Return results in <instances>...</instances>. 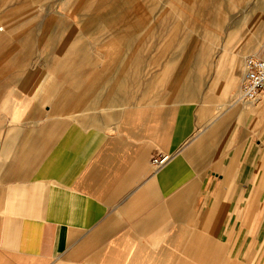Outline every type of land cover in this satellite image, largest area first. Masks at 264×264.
I'll list each match as a JSON object with an SVG mask.
<instances>
[{"label":"crops","instance_id":"1","mask_svg":"<svg viewBox=\"0 0 264 264\" xmlns=\"http://www.w3.org/2000/svg\"><path fill=\"white\" fill-rule=\"evenodd\" d=\"M6 9L0 264H264V94L240 98L243 72L178 101L131 84L108 39Z\"/></svg>","mask_w":264,"mask_h":264},{"label":"rangeland","instance_id":"2","mask_svg":"<svg viewBox=\"0 0 264 264\" xmlns=\"http://www.w3.org/2000/svg\"><path fill=\"white\" fill-rule=\"evenodd\" d=\"M7 7L18 26L74 22L103 43L108 39L110 49L134 59L131 84L152 80L178 101L185 86L227 87L244 73L248 54L264 55V0H0V11ZM83 42L96 49L102 39ZM230 91L237 96L238 89Z\"/></svg>","mask_w":264,"mask_h":264},{"label":"built area","instance_id":"3","mask_svg":"<svg viewBox=\"0 0 264 264\" xmlns=\"http://www.w3.org/2000/svg\"><path fill=\"white\" fill-rule=\"evenodd\" d=\"M264 94V55L248 54L245 58L243 78L239 88V96L248 102L256 101ZM170 156L161 154L151 160L155 170L163 166Z\"/></svg>","mask_w":264,"mask_h":264}]
</instances>
